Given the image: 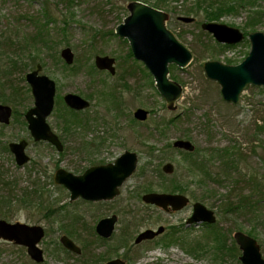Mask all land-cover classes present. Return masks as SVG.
Wrapping results in <instances>:
<instances>
[{
    "label": "rangeland",
    "instance_id": "obj_1",
    "mask_svg": "<svg viewBox=\"0 0 264 264\" xmlns=\"http://www.w3.org/2000/svg\"><path fill=\"white\" fill-rule=\"evenodd\" d=\"M133 1L168 13V29L193 54L187 68L170 66V79L184 89L176 111L168 110L149 71L130 55L128 41L115 34ZM156 1L163 5L155 7V0H0V104L13 109L10 124H0V141L8 148L27 141L30 157L19 167L10 150L0 149V220L45 229L42 264H106L114 259L126 264H242L237 232L254 238L264 256V87H248L240 102L231 104L203 69L209 61L236 66L247 58L248 36L264 33V0ZM189 9L195 13H185ZM206 10H220L216 23L242 31L244 42L221 47L201 28L208 23ZM179 17L195 22L186 24ZM34 37L38 40L30 43ZM65 48L74 53L72 65L61 58ZM97 56L114 58L116 74L98 70ZM38 65L41 75L56 84L55 107L47 122L62 142V152L35 142L25 120L35 103L26 75ZM67 94L80 96L90 107L75 113L64 102ZM138 109L150 113L146 122L134 118ZM180 116L179 125L169 126ZM176 140L196 146V159L210 162L215 181L191 168L184 152L173 148ZM151 147L157 150L152 159ZM127 151L138 155V167L113 201L70 202V193L54 183L60 169L82 175ZM168 163L174 174L153 178L149 170H162ZM146 164L150 168L145 179L140 172ZM147 179L154 186L145 184ZM179 187L186 193L175 192ZM148 193L182 194L190 204L182 211H165L143 202ZM243 197L263 202L237 215L221 212L226 199L238 203ZM197 202L215 212L216 224L187 226ZM112 216L118 218L115 231L102 239L96 225ZM160 227L165 228L162 235L135 244L141 233ZM62 236L82 253L67 251ZM0 264L36 263L25 248L0 241Z\"/></svg>",
    "mask_w": 264,
    "mask_h": 264
},
{
    "label": "water",
    "instance_id": "obj_2",
    "mask_svg": "<svg viewBox=\"0 0 264 264\" xmlns=\"http://www.w3.org/2000/svg\"><path fill=\"white\" fill-rule=\"evenodd\" d=\"M127 10L129 15L116 28L115 34L128 41L134 59L141 62L149 71L155 81L156 90L165 100L168 110L176 111L184 89L170 79V66L187 68L193 61V54L167 28V22L170 19L168 13L138 1L131 2ZM178 19L186 24L195 22L193 17ZM201 28L221 45L237 46L246 39L245 34L239 29L216 22L205 23ZM248 39L251 43V51L242 63L229 66L217 61H209L203 65L207 78L220 84L224 101L231 104H238L242 93L248 87H264V33L250 34ZM61 58L68 65H72L75 59L70 48L61 51ZM115 64L116 60L108 56L95 58L96 68L107 71L111 75L116 74ZM42 69V66L38 65L34 71L26 75L35 103L34 107L25 114V120L35 142H47L58 152H62L63 144L47 122L55 107L56 84L49 77L41 75ZM64 102L69 109L77 112L85 111L90 107L87 100L75 94L65 95ZM149 115L148 111L138 109L134 113V118L139 122H146ZM12 116L13 109L0 104V124L8 126ZM27 147L28 142L25 140L9 145V150L19 167L30 162V157L26 154ZM173 148L188 153L196 150V146L188 140H176ZM138 162V155L127 151L114 163L91 167L82 175L60 169L54 175V183L64 187L70 193V202L78 199L87 202H109L119 196L120 188L136 172ZM162 171L170 176L174 174L175 167L168 163L163 166ZM142 200L147 205L176 212L182 211L190 204V199L182 194L148 193L142 197ZM117 222V216L100 220L95 229L97 235L105 240L110 239ZM216 222L215 212L197 202L193 205V213L188 219L187 226L214 225ZM164 232V227L156 231L147 230L135 239V244L152 241ZM45 235V229L41 226L0 220V241L25 248L30 259L36 264H42L45 261L44 251L40 248ZM234 240L241 251L242 264H264L261 247L254 238L243 232H237ZM60 243L72 253L77 255L82 253L68 236H62ZM106 264L126 263L121 259H114Z\"/></svg>",
    "mask_w": 264,
    "mask_h": 264
},
{
    "label": "trees",
    "instance_id": "obj_3",
    "mask_svg": "<svg viewBox=\"0 0 264 264\" xmlns=\"http://www.w3.org/2000/svg\"><path fill=\"white\" fill-rule=\"evenodd\" d=\"M64 1H66L68 3H72L73 0H64ZM162 2L155 0V3H154L155 7H161V5H163V4H161ZM185 13L193 14V13H195V9L185 10ZM218 13H220V10H216L215 12H210V10H206V16L205 17L208 20V22H216V21L220 20V18L218 17ZM38 38H39V36H38ZM38 38H36V37L31 38V39H29L30 40L29 42L30 43L35 42L38 40ZM40 39H42V38H40ZM221 47H226V46H221ZM130 55L132 56V54H130ZM14 114L17 115V111H14ZM179 118H181V116L178 117L177 119L171 120L169 126L170 125H173V126L179 125L181 122V120ZM168 147H170V146H168ZM0 149L4 150L5 152L9 151L8 146L5 143H2L1 141H0ZM150 149H151V152L149 153V155H150L149 157L152 159L155 156L157 150L152 148V147ZM184 154L186 156V159H188L190 161L189 164H190L191 168L192 167L196 168L198 170V172L201 174L203 179H207V181H209V182L216 180L215 177L217 174H215L214 172L211 171V169L209 167L210 162H208V161L205 162L203 159H196L200 154V151L197 148H196L195 152H193V153L184 152ZM149 168H150V164H146L143 166V168H141L142 170H141L140 174L145 179L147 178V173L149 171L152 173L153 178H156V179L160 178V179H164V180L167 178V176L163 173V171L161 170V168L159 166H156L155 168H153V170L148 171ZM226 172L227 171H223L221 174L224 175V174H226ZM145 184L154 186V183L148 179L146 180ZM175 192L186 193L185 188H182V187L176 188ZM203 200H205V199H203ZM225 202L226 203H225V205H223L221 212L222 213L226 212L227 214H231V215H237V214L243 213L244 211L245 212L249 211V210L252 211L253 209L257 208V206L260 203H262L263 200H257V202H254V201H252L251 197H243V198H241V200H239L238 203L230 202L228 199H226ZM6 219H8V218L6 217Z\"/></svg>",
    "mask_w": 264,
    "mask_h": 264
},
{
    "label": "flooded vegetation",
    "instance_id": "obj_4",
    "mask_svg": "<svg viewBox=\"0 0 264 264\" xmlns=\"http://www.w3.org/2000/svg\"><path fill=\"white\" fill-rule=\"evenodd\" d=\"M74 112L77 113V111H74ZM63 147H64V146H63ZM116 160H117V159H116ZM116 160H115V161H116ZM115 161H114V162H115ZM114 162H113V163H114ZM110 164H112V163H110ZM108 165H109V164H108ZM100 166H102V165H100ZM143 243H144V242H143Z\"/></svg>",
    "mask_w": 264,
    "mask_h": 264
}]
</instances>
